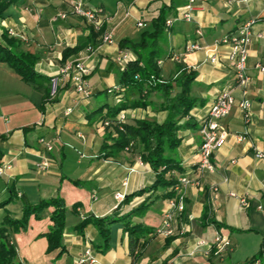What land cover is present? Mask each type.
<instances>
[{
    "label": "crops",
    "instance_id": "obj_1",
    "mask_svg": "<svg viewBox=\"0 0 264 264\" xmlns=\"http://www.w3.org/2000/svg\"><path fill=\"white\" fill-rule=\"evenodd\" d=\"M189 1L0 0L9 3L0 17V33L18 39L25 52L39 57L37 73L51 80L62 66L73 61L84 62L92 71L88 78L92 94L85 98L68 83L61 82L56 95L50 83L40 89L0 63V218L10 215L20 220L23 203L35 205L56 195L65 200L69 209L63 239L65 254L59 260L58 252L47 254L48 241L39 237L51 224L50 209L41 221L32 218L28 231L11 234L19 263L76 264L90 247L96 264H245L263 248L264 160L257 159L256 153H264V75L257 72L256 65L264 64V0L231 5L230 0H195L194 19L173 22L161 39L163 78L175 77L179 65L193 70L197 78L190 95L201 103L181 121L184 124L191 118L196 126L179 133L181 146L170 153L183 170L176 171L177 178L188 176L195 183L184 190L183 212L174 208L172 199H163L167 193L164 188L139 194L129 203L117 200V194L126 198L150 188L156 174L140 160L141 146L122 152L117 159H106L102 153L105 134L110 132L104 125V107L116 103V96L108 91L119 87L121 81L122 71L116 64L122 50L120 42H139L141 34L152 29L162 8L170 9L167 22L175 19L177 10ZM73 2L105 10L102 32L77 15L55 20L58 14L69 13ZM248 21H254L248 60L252 80L244 95L227 60L226 48L219 49L220 63L215 65L206 50ZM140 22L144 27H138ZM199 29L203 36L198 41L205 49L189 53L185 50L187 43L196 39ZM104 31L113 33L114 44H103ZM46 89L51 90L54 100H47ZM223 92L231 93L237 102L248 99L252 118L246 123L239 106L233 108L221 121L230 135L215 153L216 173L200 174L196 170L201 146L199 122ZM148 101L146 108L126 111L128 122L166 120L168 113L157 111L163 98L153 93ZM41 139L53 150L48 151ZM44 162L49 167L38 170ZM12 194L17 196L13 202L2 206ZM144 202L149 205L145 217L135 221L156 230L171 215L175 234L169 238L156 232L146 235L135 257L130 255L129 235L121 223L111 228L107 253L94 248L100 242L94 224H88L83 234L78 230L85 219L103 218L116 211L129 213ZM219 236L231 243L230 249L221 254H217Z\"/></svg>",
    "mask_w": 264,
    "mask_h": 264
},
{
    "label": "trees",
    "instance_id": "obj_2",
    "mask_svg": "<svg viewBox=\"0 0 264 264\" xmlns=\"http://www.w3.org/2000/svg\"><path fill=\"white\" fill-rule=\"evenodd\" d=\"M8 5L9 3H0V17ZM169 10L167 7L161 9L157 20L155 19L151 24L152 29L144 31L139 42L128 39L120 42V48L130 50L137 59L130 62L122 71L120 86L116 87L113 93L116 96V103L104 107L107 108V113L103 118L104 125L106 126L107 122L110 123L109 126H106L110 132L105 134L102 147L103 156L106 159H117L127 148L134 150L137 145L141 146L139 152L141 160L149 164L156 174V180L150 188L147 187L126 197L122 203H129L139 194L157 192L163 188L167 191L162 195L163 199H174L177 196L175 187L180 178H177L176 171L182 173L183 170L175 164L170 153L181 146L182 140L179 133L183 129L196 126L191 122V118L184 124H181V121L190 117L192 110L201 105L198 99L190 95L197 74L188 67L179 65L177 75L166 80L158 65V60L162 57L160 42L166 30ZM38 61V56L22 49V44L18 39L10 37L7 33H0V63L7 64L26 83L36 84L41 89L51 80L36 72L35 67ZM137 76L138 78H136ZM50 87H52L51 83ZM46 92L47 100L55 99L54 96H51V90L46 89ZM58 92L59 88L57 87L56 93ZM153 93L163 98V102L157 107V111L168 113L163 123L146 119L128 122V117L125 123H120L118 116L122 111L148 107L150 105L148 100ZM103 111L104 109L101 110V112ZM74 184L79 185L78 182H74ZM16 197L12 194L2 206L12 203ZM148 207L149 205L144 202L129 213L121 214L116 211L103 218H88L78 226V230L83 234L88 224H94L100 238V242L94 245V248L97 252L107 253L110 250L111 228L114 224L121 223L124 231L129 235L130 255L135 257L140 251L141 240L146 235L157 231L135 221V219L142 220L145 217ZM50 209L52 210L51 224L48 231L39 237L46 238L48 241L47 254L58 252L57 260L65 254L66 247L63 244V239L69 209L65 200L60 195H56L35 205L23 203V217L20 220L12 219L10 215L0 218V264H22L18 261L16 247L11 245V234L28 231L30 220L34 218L41 221L43 214ZM257 260H261L264 264V246L245 264H253Z\"/></svg>",
    "mask_w": 264,
    "mask_h": 264
},
{
    "label": "built area",
    "instance_id": "obj_3",
    "mask_svg": "<svg viewBox=\"0 0 264 264\" xmlns=\"http://www.w3.org/2000/svg\"><path fill=\"white\" fill-rule=\"evenodd\" d=\"M251 0H230L229 4L233 3H249ZM196 5L195 0H190L189 3L184 7L177 10L178 15L173 20H167L166 27L170 28L175 21H185L191 22L194 19V11ZM105 10L103 8L88 9L85 8L82 2H73L71 5V11L69 13H60L55 18V20L61 18L66 19L69 14L77 15L86 19V21L93 26L97 32H102L103 25L105 23ZM254 26V21H248L243 23L238 27L237 30L227 34L221 40H219L213 49H207L209 61L214 65L220 63L219 58V49L226 48L227 51V60L231 63L234 69V75L236 83L241 89H244V95L246 94V89L250 84L252 78L248 71V60H249V47L252 44L254 33L252 31ZM138 27L142 28L144 25L140 22ZM196 39L190 40L187 43L186 51L189 53L197 52L205 48L198 41V37L203 36V32L199 29L196 31ZM101 39L104 45L114 44V36L111 31H104L101 35ZM116 57V64L119 66L121 71L126 69V66L130 62L136 61L137 57L130 52L129 50H121L118 52ZM174 60H179L177 56H173ZM162 61H159V64H162ZM256 70L259 74L264 75V64H257ZM92 71L82 61H73L66 63L62 66L58 74L51 79L52 92L56 93L58 85L62 83L71 84L74 91L87 98L90 97L92 92L90 91V85L88 78L91 75ZM138 78V76L136 77ZM116 90V87L108 91L109 94H113ZM120 90V89H117ZM238 105L239 108L243 111L246 123H250L252 114H251V104L250 101L246 98H243L241 101L235 99V97L229 92L221 93L216 99L215 102L211 103L208 107L206 115L200 120V136H201V146L199 149L200 152V161L197 164V172L200 174H214L216 173V166L214 163L215 153L219 148L226 142L229 137V132L222 125L221 121L228 117L233 108ZM118 120L120 123H125L127 120V112L122 111ZM110 123L107 122L106 126H109ZM239 140H243L244 137L238 136ZM40 142L47 148L48 151L53 150V146L47 143L44 139H41ZM256 158L264 160V153L257 152ZM49 167V163H42L38 166L40 170ZM3 169H0V174ZM195 184L194 181L188 176H184L179 179L178 185L175 187L177 196L172 199V204L178 212H183L185 210V195L184 190L189 185ZM116 199L123 202L125 196L123 194H117ZM157 235H163L166 238H169L175 234L173 227L172 216L168 215L164 220L161 227L156 229ZM216 244L219 247L217 254L225 249H230L231 243L230 240L221 238L220 236L216 239ZM97 259L94 256L92 248L88 247L83 255L77 260L76 264H96ZM253 264H262L261 260L255 261Z\"/></svg>",
    "mask_w": 264,
    "mask_h": 264
},
{
    "label": "rangeland",
    "instance_id": "obj_4",
    "mask_svg": "<svg viewBox=\"0 0 264 264\" xmlns=\"http://www.w3.org/2000/svg\"><path fill=\"white\" fill-rule=\"evenodd\" d=\"M160 61V60H159ZM159 61H158V65L159 66H161V64H159ZM163 64V63H162ZM132 150H130L129 148H127L124 152H131ZM140 160H141V158H140ZM142 161V160H141ZM38 170H40V169H38ZM11 245H13V246H15L12 242H11ZM16 247V246H15ZM17 250V249H16ZM17 254H18V250H17ZM78 260V259H77ZM77 260H76V262H77Z\"/></svg>",
    "mask_w": 264,
    "mask_h": 264
}]
</instances>
